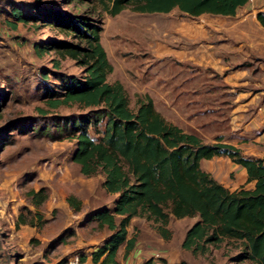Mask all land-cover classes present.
Segmentation results:
<instances>
[{
	"label": "rangeland",
	"instance_id": "obj_1",
	"mask_svg": "<svg viewBox=\"0 0 264 264\" xmlns=\"http://www.w3.org/2000/svg\"><path fill=\"white\" fill-rule=\"evenodd\" d=\"M12 5L20 6L27 15L15 27L6 22L15 21L7 12ZM64 15L98 24L100 42L113 67L107 80L123 84L131 107H136L137 95L147 94L155 100L154 106L173 122L184 126L187 121V115L174 113L170 107L178 111L174 105L178 102L179 81L195 72V68L178 64L177 58L169 61L160 57L163 41H168L171 53L177 48L174 21H199L200 17L191 18L178 10L137 12L130 6L110 15L101 9L98 0H0V264H60L74 253L84 254L80 246L99 241L108 232L106 227L85 218L89 210L110 204L114 198L102 186V173L82 175L78 164L71 160V135L63 131L62 136L53 138L49 134L54 130V119L88 111L75 102L49 107L40 84L45 81L54 86L58 82L55 72L84 75L83 66L51 46L52 41L83 44L73 29L52 21ZM205 76L209 77V73H196L197 83L201 84ZM211 77L212 82L203 83L206 88L218 85L219 92L223 91L219 77ZM166 86L169 96L165 101L160 95ZM191 107L187 113L196 111L193 104ZM38 123H47L43 124L47 132L43 128L40 131ZM88 129L93 133L90 125ZM40 187L47 192V198L37 208L45 221L40 225L19 221V215L32 219L28 209L33 211L35 207L27 191ZM70 194L82 202L80 211L75 212L68 204L66 197ZM194 219L170 216L169 238L162 237L152 221L141 218L131 219L128 231L137 235L139 249L149 245L154 252L178 251L190 264H235L230 255L236 247L225 242L211 246L204 254L182 249L183 231ZM70 228L74 229L72 235ZM60 234H64L65 240L56 242Z\"/></svg>",
	"mask_w": 264,
	"mask_h": 264
},
{
	"label": "trees",
	"instance_id": "obj_2",
	"mask_svg": "<svg viewBox=\"0 0 264 264\" xmlns=\"http://www.w3.org/2000/svg\"><path fill=\"white\" fill-rule=\"evenodd\" d=\"M98 1L101 9L110 15L130 6L134 11L148 13L176 8L196 16L205 12L233 14L248 0ZM7 12L15 20L6 21L11 27L27 19L20 6L12 5ZM257 19L264 26V12L259 11ZM52 21L73 29L79 41L83 40V44L52 41L51 46L83 66L84 75L55 72L58 82L52 87L41 81L47 105L57 107L75 102L88 111L54 119L51 122L54 130L49 134L53 138L62 136L63 131L71 135L74 139L71 160L78 164L80 173L84 176L102 173L103 188L116 195L111 208L97 206L86 217L110 230L91 251L92 261L120 264L115 257L118 245L125 242V255L135 243L134 234L127 237V224L132 217L159 221V231L168 237L170 231L164 224L172 215L196 218L186 228L181 241V246L193 254L208 253L211 246L225 242L236 247L230 255L235 264L244 261L264 264V157L244 156L228 143L203 142L194 130L186 131L166 120L147 94L137 95L136 107H131L123 84L107 80L113 67L100 42L98 24L83 17L71 19L65 15L54 17ZM40 111L45 112L42 108ZM100 122L101 127H98ZM43 124L47 123H38V129L47 132ZM218 155H226L245 167L247 180H254V186L230 190L201 169V158ZM27 194L35 209H28L32 219L19 215V221L40 225L45 218L37 208L47 198L46 189H29ZM66 200L75 212L80 211L79 198L70 194ZM73 232L70 228L69 234ZM64 240V234H60L56 242ZM80 256L84 258V254ZM141 264H154L153 258L149 256ZM160 264L190 263L180 258Z\"/></svg>",
	"mask_w": 264,
	"mask_h": 264
},
{
	"label": "crops",
	"instance_id": "obj_3",
	"mask_svg": "<svg viewBox=\"0 0 264 264\" xmlns=\"http://www.w3.org/2000/svg\"><path fill=\"white\" fill-rule=\"evenodd\" d=\"M259 11L264 12V0H248L238 6L233 14L228 15L205 12L191 16L180 11L191 18L200 17L199 21L196 18L191 20L181 18L174 21L172 27H176L179 41L177 48L171 53L170 44L168 41H163V54L161 53L160 57L161 59L167 58L169 61L177 58L178 64L191 65L195 68V72L181 77L179 81L178 102L174 105L178 111L170 107L174 113L187 115V121L184 126L179 125L173 122L174 119L160 111L165 119L186 131L194 130L205 143H228L238 148L242 155L251 158L264 157V26L257 19ZM204 72H208L209 77L205 76L206 79L202 80L201 84L197 83L195 74ZM213 74L219 77L220 84L224 86L223 91L219 92L218 85H209L210 87L206 88L203 84L207 81L212 82ZM161 93L160 96L166 101L165 97L169 96L168 87H162ZM222 96L224 98L220 99ZM152 101L155 100L152 99ZM209 101H211L210 104ZM191 104L196 111L187 113V110L192 108ZM199 164L202 170L209 172L230 190L242 186L246 188L254 186V180H247L245 167L226 155L201 158ZM113 195L116 197L115 194ZM112 204L113 200L110 204L104 205L111 208ZM133 218L152 221L162 237H170V234L168 237L161 234L159 221L140 216H134L131 219ZM131 219L127 224V237L134 234H129L128 231ZM167 223L168 221L164 224L165 227ZM109 231L108 229L99 241H89L84 246L78 244L79 248L84 251L85 259L92 261L91 251ZM134 235L136 236L135 243L125 255V242H121L117 247L115 257L120 264H141L143 259L149 256L153 258L154 264L164 261L172 263L180 258L187 260L181 257L178 251L167 254L165 250L154 252L149 245L139 249L140 242L137 240V235ZM182 249L192 253L189 249L184 247Z\"/></svg>",
	"mask_w": 264,
	"mask_h": 264
},
{
	"label": "built area",
	"instance_id": "obj_4",
	"mask_svg": "<svg viewBox=\"0 0 264 264\" xmlns=\"http://www.w3.org/2000/svg\"><path fill=\"white\" fill-rule=\"evenodd\" d=\"M62 264H96L92 261H89L85 258H81L79 253H74L62 263Z\"/></svg>",
	"mask_w": 264,
	"mask_h": 264
}]
</instances>
